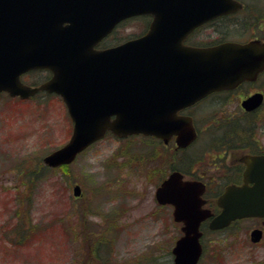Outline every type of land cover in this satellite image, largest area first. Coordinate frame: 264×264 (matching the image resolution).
Segmentation results:
<instances>
[{"label":"water","instance_id":"95a60500","mask_svg":"<svg viewBox=\"0 0 264 264\" xmlns=\"http://www.w3.org/2000/svg\"><path fill=\"white\" fill-rule=\"evenodd\" d=\"M175 7L182 19L202 22L240 7L234 0H0V92L28 97L37 90L59 94L73 122L68 141L43 157L48 166L71 162L107 130L163 136L175 132L178 143L194 136L188 117L175 111L212 90L253 77L264 66V41L223 42L208 48H179L178 57L152 43V32L106 49L96 45L122 19L149 12L166 13ZM159 17V16H158ZM32 68H48L52 77L39 87L20 81ZM258 95L243 101L250 108ZM113 116V118H111ZM245 184L229 185L218 197L221 211L210 229L232 220L264 216V156L245 158ZM250 181L252 185L246 183ZM203 184L182 180L172 172L155 191L156 200L173 205V219L182 234L171 249L173 264H197L202 220ZM80 186L73 187L79 195ZM258 228L250 232L256 242Z\"/></svg>","mask_w":264,"mask_h":264},{"label":"rangeland","instance_id":"374dc122","mask_svg":"<svg viewBox=\"0 0 264 264\" xmlns=\"http://www.w3.org/2000/svg\"><path fill=\"white\" fill-rule=\"evenodd\" d=\"M140 23L129 19L108 42L134 36ZM71 127L57 95L23 101L1 97L0 264H101L89 249L102 232L105 240L117 235L107 264H171L180 225L170 206L154 200L158 177L152 169L161 173L165 166L160 158L147 159L140 140L120 142L107 135L69 165L28 176L41 172L38 162L68 140ZM75 184L81 188L78 197L72 194ZM28 217L37 229L23 242L13 227L17 221L27 226ZM254 224L243 219L221 231L206 230L200 264H264V241L252 245L249 240Z\"/></svg>","mask_w":264,"mask_h":264},{"label":"flooded vegetation","instance_id":"af4514ba","mask_svg":"<svg viewBox=\"0 0 264 264\" xmlns=\"http://www.w3.org/2000/svg\"><path fill=\"white\" fill-rule=\"evenodd\" d=\"M234 1L240 4L239 8L202 22H198L194 16L182 19L178 7H175V12L171 10L166 13L159 12V17L153 11L137 15L129 18L141 21L140 30L134 36L123 40L115 37L114 41L108 42V38L118 27L129 20L125 19L103 37L95 48L112 47L128 39L139 38L147 32H152L153 44L168 49L164 54L167 53L170 57H178L175 50L179 48H207L226 41L244 43L254 39L264 40V15L260 18L257 16L261 15L259 12L264 8V5L261 6L259 3L262 0ZM253 21H257L258 24ZM30 75L34 78L32 79ZM26 76L32 80H26ZM50 77L49 70L36 68L23 73L21 80L29 86H39ZM48 94L39 90L30 97ZM255 94L258 95V102L250 108L243 106V101ZM2 96L9 95L1 92L0 99ZM23 100L25 99L18 101ZM174 115L190 119L194 136L185 145L178 143L179 135L175 132L163 136L143 133L115 136L108 131L105 136L110 135L120 142L138 139L147 148L145 154L148 160L160 158L165 168L161 173L159 167L152 169L158 177L155 190L172 172L180 173L185 180L201 182L203 184V191L200 194L203 201L201 207L210 212V216L202 220L201 227L208 228L210 220L221 211L217 200L225 188L229 185L245 184L244 173L247 169L245 158L264 156V66L253 77L244 78L227 88L212 90L193 103L178 108ZM20 174L23 179V162ZM247 185H252V182H247ZM243 219L254 220L256 224L251 229L260 228L262 231L260 240L251 242L252 245L262 244L264 216L234 219L227 227ZM201 258L199 264L202 262Z\"/></svg>","mask_w":264,"mask_h":264},{"label":"trees","instance_id":"16d2710c","mask_svg":"<svg viewBox=\"0 0 264 264\" xmlns=\"http://www.w3.org/2000/svg\"><path fill=\"white\" fill-rule=\"evenodd\" d=\"M257 12H259V11H257ZM260 13H261V15H257L259 18L263 15L262 11H260L259 14ZM253 22L258 24L257 21H253ZM38 164L40 166L41 172L38 175H37V173L31 172L28 175L29 177H31L33 175L39 176V175L43 174L44 170H49V168L46 165H44L43 163H39L38 162ZM62 168H63V166H62ZM19 204L23 205V200H21V202ZM30 209L31 208L29 206L28 208H26V211H30ZM27 222H28L27 226H23V223L20 224V223H18V221L14 224L13 229L15 228L14 231L17 229V231H18L17 233H19V236H20V241H23V239L26 238L31 232H35V229H37L36 226L34 225V223L31 224L32 218L28 217ZM87 228H89L88 225L87 226H83L84 230H86ZM68 232H70V231H68ZM90 233L91 232H89L88 235ZM117 234H118V231H117ZM104 235L105 234L102 232L100 237H96V239H94V241H93V245L89 249L91 255L93 257H96L99 261H101V264H107L108 263V260L106 262V259H108V255H110L109 251L111 250V248H112L111 245H112V242L114 241V239H111V238H115L117 236L116 234H114L113 237H111L110 239L107 238L108 240L107 239L105 240V236ZM89 236L92 237L93 235L90 234ZM23 242H25V241H23Z\"/></svg>","mask_w":264,"mask_h":264}]
</instances>
